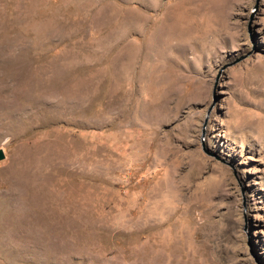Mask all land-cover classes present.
Returning <instances> with one entry per match:
<instances>
[{
    "label": "rangeland",
    "instance_id": "obj_1",
    "mask_svg": "<svg viewBox=\"0 0 264 264\" xmlns=\"http://www.w3.org/2000/svg\"><path fill=\"white\" fill-rule=\"evenodd\" d=\"M0 148V264H264V0H0Z\"/></svg>",
    "mask_w": 264,
    "mask_h": 264
},
{
    "label": "water",
    "instance_id": "obj_2",
    "mask_svg": "<svg viewBox=\"0 0 264 264\" xmlns=\"http://www.w3.org/2000/svg\"><path fill=\"white\" fill-rule=\"evenodd\" d=\"M214 96H212V102H213V100H214V98H213ZM210 108H211V106H209L208 108H207V110H206V116H207V114L209 113V110H210ZM204 132V129H203V126H202V128H201V133H203ZM202 149H203V151L204 152H206V150L203 148V145H202ZM4 158V153H3V150L0 148V160H2Z\"/></svg>",
    "mask_w": 264,
    "mask_h": 264
}]
</instances>
